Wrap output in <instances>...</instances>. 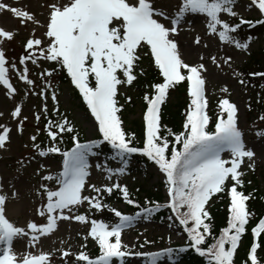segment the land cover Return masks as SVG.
I'll use <instances>...</instances> for the list:
<instances>
[{"label":"snow or ice","instance_id":"obj_1","mask_svg":"<svg viewBox=\"0 0 264 264\" xmlns=\"http://www.w3.org/2000/svg\"><path fill=\"white\" fill-rule=\"evenodd\" d=\"M239 3L240 0H175L174 4L164 0H41L33 10L31 6L17 7L0 0V13L10 12L26 29L21 54L10 58L5 44L20 33L0 27V88L15 105L10 113L16 122L15 131L23 135L29 120L24 114L23 98H39L41 104L34 113L37 130L29 137L31 148L41 158L58 155L61 160L55 175L45 171L46 166L37 173L42 181L37 194L43 202L36 211L46 223L30 221L26 227L17 226L6 216L8 198L0 194V242L4 244L0 264H52V253L17 254L13 243L15 238L29 236V244L35 246L41 236L57 231L61 222L87 228L81 233L82 250H58L64 264H125L126 257H146V264H160L167 257L171 264H180L181 254L189 251L205 264H237L247 235L252 239L242 264H264V216L256 218L247 203L251 193L239 190L251 183L245 180L244 167L255 171L251 162L257 152L244 138L238 105L224 97L218 100L219 110L212 115L207 91L209 61L217 69L228 66L239 84L246 83L244 73L232 67L234 58L228 48L251 54L253 37L242 39L240 32L245 26L264 27V0L247 3L246 11L258 12L259 18L254 20L238 11ZM192 17L204 18L205 36L218 41L223 55H200L195 63L186 60L179 37ZM194 43L205 50L211 47L200 35ZM146 56L158 79L145 83L146 109L143 135L139 136L126 126L123 113L132 97H122L121 89L139 84L147 75ZM58 73L66 74L84 114L93 122L95 138L85 137L67 104L61 109L55 84ZM248 75L264 78V72ZM180 87L186 88L189 103L182 129L176 131L163 123L162 108L171 91ZM220 91L227 94L230 89L225 84ZM248 108L251 109L250 102ZM3 115L0 112V117ZM41 119L45 121L43 129L38 127ZM259 119L264 122V115ZM12 132L11 126L0 124V149L7 150ZM41 132L47 136V145L39 140ZM256 135L264 142V132ZM105 148L110 149V155L101 159ZM134 157L142 158L159 176L166 191L165 202L146 198L141 205L129 186L120 182V177L131 175ZM34 159L35 156L21 157L18 171ZM94 172L103 174L108 183H92ZM114 194L136 209L135 213L126 214L109 205L107 197ZM224 196L228 197L227 221L217 233L211 208L215 199ZM105 211L112 214V223L96 218ZM165 211L169 213L165 217L169 228L179 230L186 244L157 252L132 250L124 240L125 231L141 221L151 223ZM168 239L171 242V237ZM89 240L97 246L95 256L86 251ZM154 243L145 239L139 247Z\"/></svg>","mask_w":264,"mask_h":264},{"label":"rangeland","instance_id":"obj_2","mask_svg":"<svg viewBox=\"0 0 264 264\" xmlns=\"http://www.w3.org/2000/svg\"><path fill=\"white\" fill-rule=\"evenodd\" d=\"M4 2L17 7L28 8L31 6V8L35 10L41 0H4ZM164 2L174 4L175 0H164ZM248 2L249 0H241L238 5V11L247 19L259 18L256 10H245ZM0 27L6 30H19L20 34L16 36L15 40L5 44L7 55L10 58L18 57L22 52L21 41L25 38L26 29L20 25L19 20L14 18L13 14L10 12L0 13ZM39 34L38 32L37 35ZM197 35L203 36L206 41L211 43V47L205 50L203 47L195 45L194 40ZM247 35L253 37L250 52L264 50L263 33H256L249 31L247 28H242L240 37L243 39ZM179 41L185 58L190 63L198 62L200 55H204L206 58L213 54L223 55V52L217 47L218 41L205 36V20L203 17H192L188 26L181 33ZM228 54L233 56L234 61L232 67L237 72L250 62L251 54L249 55L246 52L229 47ZM209 66L211 71L207 76V91L210 110L214 103L218 105V100L224 97L230 98L232 102L238 105L240 110V128L245 133L244 138L249 145L255 146V151L257 152V157L251 162L254 165L255 171H251L247 169V167H244V171L249 178H251L250 176L256 177L260 188L264 191V142L256 135L257 132H264V122L259 119L260 116L264 115V102H262L264 101L263 85L258 87L256 91L253 87L239 84L233 71L229 69L228 66L217 69L211 65L210 61ZM254 68L255 67L251 66L250 70H254ZM60 74L61 73H58L56 75L55 84L59 88L61 109L63 110L67 104L69 106V111L73 112L74 119L77 121L85 137L95 138L96 133L92 127V120L84 114V107H81L78 102L73 99V90L69 84L63 83V80L60 79ZM13 80L15 83H19L15 81V77H13ZM225 84L230 89V92L227 94L220 91ZM124 95L135 98L138 95V89L134 86H126V88L121 89V96L123 97ZM174 98L173 95L170 101L173 102ZM19 99L20 97H17V101H19ZM249 102L251 103V109L248 108ZM23 103L24 114L29 117V120L24 125L23 135H19L15 131L16 122L10 116L11 110L15 105L12 100L6 98L4 90L0 88V112L4 113V115L0 117V124H7L13 128L11 142L7 146V150L0 149V194L6 195L8 198L5 204L7 218L19 227H26V224L30 221L46 223V220L39 217L36 211L43 202L42 198L37 194L39 185L42 183L40 175L37 173L41 166H46L45 171L50 170L51 173L55 175L61 166V160L58 155L41 158L31 148L29 137L36 133L37 130L34 113L39 110L41 104L40 99L35 96H26L23 98ZM51 108L52 103L49 100V109ZM145 109L146 106L139 102H136L135 105H133L132 101L126 104V112L124 111L123 118L128 129L138 130L135 122L139 125L142 124ZM44 125L45 121L41 119L38 127L43 129ZM39 140L46 141L47 136L41 132ZM25 145H27V147H25ZM31 156H35V159L21 171H18L19 159L21 157ZM101 159L104 158L101 157ZM116 166V164H113V167ZM119 179L122 184H127L129 186L134 198H144L143 204L148 197L144 192L145 189H152L160 193L163 196L162 203L166 200V191L162 186L160 178L150 166L145 168L143 165H139L138 169H131V175H125ZM91 182L98 186L108 183L105 176L99 172H94ZM137 188L140 189L138 193L136 192ZM17 193L18 195H16ZM114 195L107 197V203L109 205L116 206L126 214L135 213L132 207H127L126 203L116 199ZM111 197L112 202L109 200ZM107 213L109 212L105 211L102 215L96 214V218L104 219L112 223L113 217ZM164 213H167V215L169 214L167 211ZM166 216L158 215L153 218L151 223L141 221L138 226L127 229L124 234L125 242L132 246V250L142 252H157L169 246L176 247L185 245V237L179 234V230L169 228L168 221L165 219ZM86 231L87 228L81 224L75 222H61L57 231H54L49 236H41L40 241L35 246L29 244V236H22L14 239L13 248L17 254H27L29 252L37 255L41 252L52 253V264H64L58 250L66 248H71L73 252L82 250L80 246L84 241L82 240L81 233ZM169 237H171V242L168 239ZM145 239L155 241V243L146 245L143 248L139 247V244H143ZM87 244L88 247L86 251L89 253L97 247L95 242L91 240L87 241ZM3 247L4 244L0 242V249ZM146 261V257L125 258V264H146ZM160 264H171V261L165 257L160 261Z\"/></svg>","mask_w":264,"mask_h":264},{"label":"trees","instance_id":"obj_3","mask_svg":"<svg viewBox=\"0 0 264 264\" xmlns=\"http://www.w3.org/2000/svg\"><path fill=\"white\" fill-rule=\"evenodd\" d=\"M241 1V0H240ZM243 28H247L246 26ZM249 29V28H247ZM249 31L253 32H259L263 33L264 35V27L257 26L254 29H249ZM150 61L148 57L146 56L144 59V67L147 72V75L145 77H142L140 79V83L134 85L135 88L138 89V95L135 98H132L133 105L136 104V102L142 103L143 105L146 106V102L143 100V96L145 94V91L148 89L145 88V83L147 81H155L158 79L156 72L153 67H150ZM255 67L254 70H250V68ZM239 72L244 73L243 79L246 81L244 84L245 86H250L253 87V89H258L261 85H263V95H264V78H261L259 76L257 77H252L248 75L251 72H264V50H260L258 52H251V58L250 62L245 65L243 68L240 69ZM61 78L63 80V83H67L68 79L66 77V74L61 73ZM73 93V99L78 102L77 99V94L72 91ZM174 95V101H170L171 97ZM123 101V100H122ZM189 103V98L187 95V90L185 87H180L177 90H173L170 93V97L168 101L165 103V105L162 108L163 111V123H165L168 127L173 128L176 131H179L182 129V124L184 120V111L187 108ZM78 104L83 107L81 103L78 102ZM212 106V105H211ZM218 105L214 103L212 106L210 113L212 115H215L216 112H218ZM126 112V111H125ZM137 125L136 128L138 130L134 129H128L129 131H137V135L142 136L143 135V122L141 125H139L137 122H135ZM134 126V125H133ZM128 128V127H127ZM135 128V127H132ZM44 144L46 145L48 143V139L46 141H43ZM70 146V145H69ZM110 155V149L105 148L103 150V158H107V156ZM56 156V155H54ZM139 165H143L145 168H148L149 166H146L142 162V158L140 157H134L131 163V169H138ZM251 178L248 177V175L245 176L246 181H251L250 184L246 183L244 188L239 189L244 191L246 194L251 193V199L247 202L249 208L255 213L256 218H260L261 216H264V191L260 188L259 182L256 180L257 178L254 176H250ZM145 194L148 196L147 199L152 200V201H160L162 203L163 196L160 193H157L156 191H153L152 189H145L144 190ZM114 197L118 200H122L118 194H115ZM141 205L143 204V197H138L137 198ZM112 202V197L109 199ZM127 205V204H126ZM144 205V204H143ZM227 205H228V197L224 196L223 198H217L215 199V203L212 205L211 212L212 215L214 216V227L218 233L219 229L223 228L226 226V221H227ZM127 207H132L127 205ZM133 208V207H132ZM134 209V208H133ZM136 211V209H134ZM109 212V211H108ZM109 215H112L110 212L107 213ZM160 216H166L167 213H160ZM255 223V221H253ZM251 236L247 235L244 238L243 241V247L240 248L239 250V256L237 258V264H242L246 252L248 250V246L251 242ZM93 253V254H92ZM91 254L97 255L98 254V249L97 247L91 252ZM180 264H205L204 260L200 258L197 254L194 252H187L181 254V259H180Z\"/></svg>","mask_w":264,"mask_h":264}]
</instances>
